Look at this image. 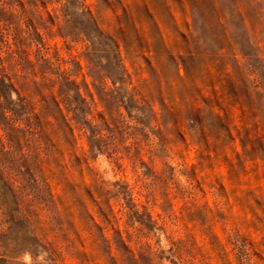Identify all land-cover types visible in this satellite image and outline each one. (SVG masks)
I'll return each mask as SVG.
<instances>
[{"label":"rangeland","instance_id":"rangeland-1","mask_svg":"<svg viewBox=\"0 0 264 264\" xmlns=\"http://www.w3.org/2000/svg\"><path fill=\"white\" fill-rule=\"evenodd\" d=\"M0 264H264V0H0Z\"/></svg>","mask_w":264,"mask_h":264},{"label":"trees","instance_id":"trees-1","mask_svg":"<svg viewBox=\"0 0 264 264\" xmlns=\"http://www.w3.org/2000/svg\"><path fill=\"white\" fill-rule=\"evenodd\" d=\"M213 13H214V15H215V20H216V22H217L218 24H220V13H219V11H218V8H217V6H216V3H214V5H213Z\"/></svg>","mask_w":264,"mask_h":264}]
</instances>
